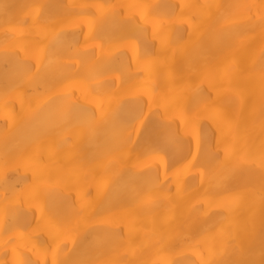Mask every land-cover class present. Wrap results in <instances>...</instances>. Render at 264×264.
Listing matches in <instances>:
<instances>
[{"label": "bare ground", "instance_id": "bare-ground-1", "mask_svg": "<svg viewBox=\"0 0 264 264\" xmlns=\"http://www.w3.org/2000/svg\"><path fill=\"white\" fill-rule=\"evenodd\" d=\"M262 153L264 0H0V264H264Z\"/></svg>", "mask_w": 264, "mask_h": 264}, {"label": "snow or ice", "instance_id": "snow-or-ice-1", "mask_svg": "<svg viewBox=\"0 0 264 264\" xmlns=\"http://www.w3.org/2000/svg\"><path fill=\"white\" fill-rule=\"evenodd\" d=\"M172 143V137L170 135H165L160 138H158L155 142L150 141L147 145L149 151H154V154L156 157L159 159L161 164H164L165 161L162 156L159 155L158 151H155V145H161V146H166L170 145ZM260 166L264 168V153L261 155L260 159ZM239 201V196L234 198V203Z\"/></svg>", "mask_w": 264, "mask_h": 264}]
</instances>
